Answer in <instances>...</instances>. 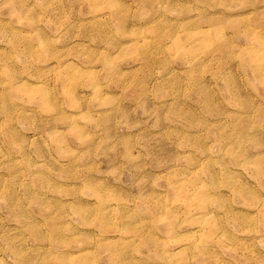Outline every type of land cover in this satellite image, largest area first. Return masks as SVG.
I'll use <instances>...</instances> for the list:
<instances>
[{"label": "rangeland", "instance_id": "1", "mask_svg": "<svg viewBox=\"0 0 264 264\" xmlns=\"http://www.w3.org/2000/svg\"><path fill=\"white\" fill-rule=\"evenodd\" d=\"M0 264H264V0H0Z\"/></svg>", "mask_w": 264, "mask_h": 264}]
</instances>
